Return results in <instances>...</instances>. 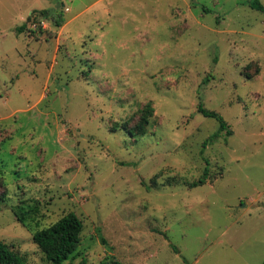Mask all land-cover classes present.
<instances>
[{
	"label": "rangeland",
	"instance_id": "obj_1",
	"mask_svg": "<svg viewBox=\"0 0 264 264\" xmlns=\"http://www.w3.org/2000/svg\"><path fill=\"white\" fill-rule=\"evenodd\" d=\"M252 1L0 0V241L48 264L12 213L37 202L39 229L82 221L64 264H261L264 13ZM59 8L62 27L27 22ZM200 104L232 134L204 147L218 122ZM147 105L143 136L118 127Z\"/></svg>",
	"mask_w": 264,
	"mask_h": 264
},
{
	"label": "trees",
	"instance_id": "obj_2",
	"mask_svg": "<svg viewBox=\"0 0 264 264\" xmlns=\"http://www.w3.org/2000/svg\"><path fill=\"white\" fill-rule=\"evenodd\" d=\"M250 7L254 10L264 13V7L258 0H253ZM49 18L55 27H62L64 18L61 10L50 11L41 10L33 11L27 18V22L39 25L41 18ZM27 29V23L21 25L16 29L18 33H22ZM198 112L205 118H212L218 122V130L209 137L202 145L205 147L209 142H214L222 132L228 136L232 134L228 124L224 119L214 111L205 109L201 104L198 106ZM153 115L152 108L147 105L142 109L141 117L135 126L129 128L127 124L118 126L124 129L131 137L143 136L146 133V128L150 123V118ZM208 164V163H207ZM208 177V167L203 170L202 176L195 182L190 184L191 188L203 186ZM1 188L3 184L1 183ZM5 201V193H0V202ZM12 213L17 221L32 234V241L44 255L48 264H64L66 261L74 258L77 248L81 242V233L83 231L82 221L73 212H70L50 226L39 229L38 215L39 207L37 202L20 201L12 208ZM33 224V225H32ZM35 229V230H33ZM102 244L107 242L100 238ZM176 253L177 250L174 249ZM82 261V264H85ZM0 264H26L25 258L14 249L12 244H6L0 241ZM110 264H118L117 262H110ZM264 264V261L261 263Z\"/></svg>",
	"mask_w": 264,
	"mask_h": 264
},
{
	"label": "built area",
	"instance_id": "obj_3",
	"mask_svg": "<svg viewBox=\"0 0 264 264\" xmlns=\"http://www.w3.org/2000/svg\"><path fill=\"white\" fill-rule=\"evenodd\" d=\"M37 24H34V27H36Z\"/></svg>",
	"mask_w": 264,
	"mask_h": 264
}]
</instances>
